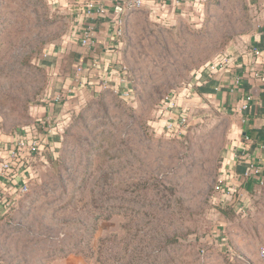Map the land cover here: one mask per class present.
Instances as JSON below:
<instances>
[{
  "label": "rangeland",
  "instance_id": "rangeland-1",
  "mask_svg": "<svg viewBox=\"0 0 264 264\" xmlns=\"http://www.w3.org/2000/svg\"><path fill=\"white\" fill-rule=\"evenodd\" d=\"M163 9L125 15L124 96L118 76L108 88L98 75L68 81L80 65L62 51L71 21L51 0H0V158L16 133L46 141L47 116L60 136L19 159L32 178L0 207V264H263L256 201L215 188L232 113L198 90L207 65L251 31V10ZM173 93L189 115L177 136L158 113Z\"/></svg>",
  "mask_w": 264,
  "mask_h": 264
},
{
  "label": "crops",
  "instance_id": "crops-1",
  "mask_svg": "<svg viewBox=\"0 0 264 264\" xmlns=\"http://www.w3.org/2000/svg\"><path fill=\"white\" fill-rule=\"evenodd\" d=\"M89 1L92 0H51L71 21L67 34L69 40L62 51L70 56L71 66L96 60L98 68L91 71L89 78L98 75L100 82L104 74L111 71L109 63L120 57V51L115 47L116 41L109 39L108 23L86 14L85 4ZM160 1L169 3L170 0ZM104 2L109 7L115 3L113 0ZM246 3L252 14L251 31L236 46L223 53L224 62L219 68L200 76L201 81H198L202 83H199L198 90L205 91L206 96L216 100L233 116L218 178L225 183L224 194L228 198L231 197L228 192L234 191V194L243 195L244 201L253 199L258 214L264 215V80L261 79L264 74V0H246ZM186 6L188 9L191 5ZM175 10L179 11L178 8ZM87 23H93L96 29L95 44L91 48L79 44L80 31ZM254 48L260 52L255 54ZM67 79L73 85L77 84L74 83V75ZM247 95H252L248 108L239 110ZM59 138L54 134L50 139L58 141ZM250 165L258 166L260 172L244 176Z\"/></svg>",
  "mask_w": 264,
  "mask_h": 264
},
{
  "label": "built area",
  "instance_id": "built-area-1",
  "mask_svg": "<svg viewBox=\"0 0 264 264\" xmlns=\"http://www.w3.org/2000/svg\"><path fill=\"white\" fill-rule=\"evenodd\" d=\"M105 0H92L85 4V12L87 15L103 19L108 23L110 27L109 39L116 41L117 45L120 46L121 39L124 35V23L125 15L128 12L139 8H147L151 12H158L164 10L165 6H172L173 11L178 8L180 12L189 13L191 7L199 8L204 7L209 0H170L169 3L160 0H113L115 3L112 7L105 4ZM186 5H191L187 9ZM172 13V17L176 16V10ZM96 39V29L93 23H87L80 31L79 44L85 48H91L95 44ZM255 54L260 51L258 49L252 50ZM204 69L203 73H209L212 70L219 68L224 62V56L220 55ZM110 72L104 74L99 82L100 86L103 88L115 87L110 84V76H118L119 80L117 85L125 86V90H118V86L114 88V91L121 92L124 96L130 94V88H127L126 80L123 77L126 74V67L121 64L120 59L109 63ZM98 68V63L96 60L90 61L87 65H77L74 69V78L76 81L86 82L90 84L91 81L87 79L91 75V71ZM264 80V74L261 76ZM179 93H173L167 96L162 102V106L159 110V114H164L162 128L167 134L172 136H177L184 133L185 127L189 122L188 111L185 107L178 104ZM62 99L60 94L54 96L53 101L57 102ZM252 99V95H247L244 102L239 106V110H245L249 106V101ZM264 107V103H263ZM53 117V116H52ZM38 128L44 133L46 141L40 137H30V131L23 133H16L14 138L11 139V145L4 150V156L0 158V207L1 206H12L17 198L25 196L29 190L30 180L32 178V173L28 170V166L22 168V160L19 161L20 157L26 158V156L35 155L40 152L44 145L50 143V138L54 134L56 127L55 124L50 122L49 117L45 119H39ZM28 134V135H27ZM26 135V136H25ZM259 167L250 165L249 169L243 173L244 176H249L250 174L259 173ZM223 179H218L215 186L219 191H224ZM259 258L264 264V246H261L258 250Z\"/></svg>",
  "mask_w": 264,
  "mask_h": 264
}]
</instances>
